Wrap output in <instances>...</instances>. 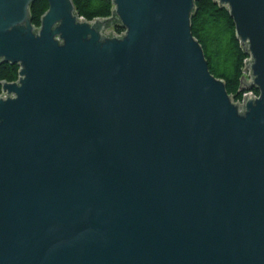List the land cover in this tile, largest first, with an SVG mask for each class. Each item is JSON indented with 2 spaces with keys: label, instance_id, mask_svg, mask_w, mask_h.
Segmentation results:
<instances>
[{
  "label": "water",
  "instance_id": "obj_1",
  "mask_svg": "<svg viewBox=\"0 0 264 264\" xmlns=\"http://www.w3.org/2000/svg\"><path fill=\"white\" fill-rule=\"evenodd\" d=\"M0 0V264H264V0L225 6L242 104L194 0ZM123 29L114 33L112 27ZM111 29L110 31H107Z\"/></svg>",
  "mask_w": 264,
  "mask_h": 264
},
{
  "label": "trees",
  "instance_id": "obj_2",
  "mask_svg": "<svg viewBox=\"0 0 264 264\" xmlns=\"http://www.w3.org/2000/svg\"><path fill=\"white\" fill-rule=\"evenodd\" d=\"M78 15L86 20L111 15V0H72ZM46 0H34L30 5L31 22L40 26L41 15L47 10ZM191 32L200 43L208 63L209 71L224 81L226 91L237 100L244 90L239 87L244 76V61L248 57L235 34V26L228 9L214 0H194L190 17ZM116 32L122 29L114 26ZM18 64L0 63V81H14L18 76ZM1 90V87H0ZM258 93L256 89H252Z\"/></svg>",
  "mask_w": 264,
  "mask_h": 264
},
{
  "label": "built area",
  "instance_id": "obj_3",
  "mask_svg": "<svg viewBox=\"0 0 264 264\" xmlns=\"http://www.w3.org/2000/svg\"><path fill=\"white\" fill-rule=\"evenodd\" d=\"M111 29H109V30H107V31H110ZM112 30H113V32L114 33H117V34H120L121 32H123V29L120 31V32H116L115 30H114V27H112ZM248 58V57H247ZM246 58V59H247ZM245 62V61H244ZM244 75H246L245 73H244ZM1 93H4V92H2L1 90H0V94ZM245 94H248V96H251V94H252V96L253 97H257L258 96V93H255L253 90H249V91H244L243 92V94H242V97L240 98V99H237V100H235L234 99V101H237L239 104H242L243 102H244V99H245Z\"/></svg>",
  "mask_w": 264,
  "mask_h": 264
}]
</instances>
